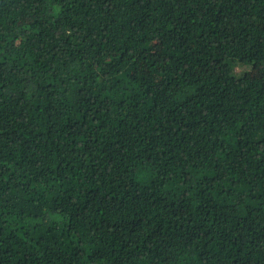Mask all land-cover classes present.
Returning a JSON list of instances; mask_svg holds the SVG:
<instances>
[{
  "label": "trees",
  "instance_id": "obj_1",
  "mask_svg": "<svg viewBox=\"0 0 264 264\" xmlns=\"http://www.w3.org/2000/svg\"><path fill=\"white\" fill-rule=\"evenodd\" d=\"M0 264H264V0H0Z\"/></svg>",
  "mask_w": 264,
  "mask_h": 264
}]
</instances>
